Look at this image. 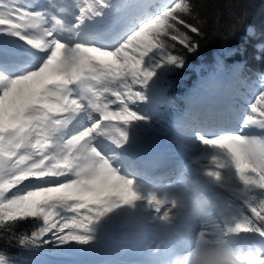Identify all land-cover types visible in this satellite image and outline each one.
I'll list each match as a JSON object with an SVG mask.
<instances>
[{
  "label": "snow or ice",
  "instance_id": "6c2138e0",
  "mask_svg": "<svg viewBox=\"0 0 264 264\" xmlns=\"http://www.w3.org/2000/svg\"><path fill=\"white\" fill-rule=\"evenodd\" d=\"M133 2L134 17L113 36V17L126 19L129 3L47 0L39 9L0 0V36L39 54L23 67L4 64L0 54V228L26 219L43 222L20 239L23 246L49 233L62 243L86 244L84 234L95 220L140 199L101 139L117 149L128 143V126L147 122L133 108L144 102L157 70L180 68L184 57L177 45L195 52L201 30L186 19H196L190 0ZM237 98V128L221 120V131L197 134L201 145L225 157L214 159L217 171L207 175L219 180V169H233L245 193L264 191V138L240 134L264 130V75L254 97ZM29 182L36 186L22 192ZM147 200L158 212L168 203L154 195ZM246 212L234 228L264 238V199L247 204ZM167 217L165 211L161 219ZM252 249L254 264H264V251Z\"/></svg>",
  "mask_w": 264,
  "mask_h": 264
},
{
  "label": "rangeland",
  "instance_id": "374dc122",
  "mask_svg": "<svg viewBox=\"0 0 264 264\" xmlns=\"http://www.w3.org/2000/svg\"><path fill=\"white\" fill-rule=\"evenodd\" d=\"M4 3H11L12 0H2ZM150 2L154 4H160L165 3L167 0H150ZM21 3L24 5H30L32 3H36L37 5L35 8L44 9L47 5V0H21ZM123 3H129L128 7L125 9L124 15L126 17V21H129L132 19L135 15L136 8L138 7L133 0H125ZM122 3V4H123ZM120 15L118 14L116 17H113V24L111 25V35L112 30L117 29V27L120 26V24L124 20H120ZM66 19H71L70 17H66ZM247 32H251L252 28H247ZM9 39V42L14 40V37L6 36ZM29 49L23 48V51L26 52ZM22 64H24L25 59L31 58L30 56H24ZM36 61V59H35ZM240 65L239 61H235L233 63L234 67H237ZM164 70V67L161 68L158 76L161 77V74ZM260 85V76H258L256 79H254L252 82L249 83L248 90L251 92V96L254 97L256 93H258ZM166 86L165 82L159 83L157 80H152L150 84L147 87V90L145 92V100L143 103H139L136 105L133 110L136 111L138 114L144 116L146 118V123H141L143 125V130L145 133H143V136L146 137V139H139L136 135V128H133L132 125H129L127 128L128 133V143L125 144L123 147L119 149H115L112 152L118 159L122 160L124 158L123 156L126 155L124 151L122 150H128L131 146L136 145L139 148L142 149V151L145 153H148L149 155H155L161 150H168L166 154V158L171 159L173 155H176V159H180V166L177 170L176 176L173 180V182L170 183H164L163 188L158 190L159 192L162 191L163 193H160V195L157 197V200H165L167 198L166 194L168 193L169 197L173 194H183L180 190L178 185H181L182 188L189 190L192 193V196L200 198L201 196L206 198L201 192L204 191L207 195H209L208 200L210 201V204L207 209H205L204 213L209 215V219L206 220V224H210L209 228L206 227L204 229V222L199 217L198 219H195L194 221L196 224H200V228L193 237H191L190 243H188V250L190 251L198 234L201 233H208L211 235H214L213 231L214 229H218L217 233L224 232L228 227H234L235 223L237 222L236 219H241L242 216L246 215L243 212V208L241 203H239L242 199L246 198L249 194L252 192H255L257 190L248 191L245 193V186L239 182L238 178H236L234 170L229 168H223L219 169L220 173V179H214L213 177H210L207 175L208 172H214L217 171L216 166L212 163L213 160L207 159L206 164L202 163L201 160L204 159L203 156L207 157L209 154L205 151V146L201 145L199 140L197 139V134H204L206 137L209 134H215V133H204L199 132L194 129H183L181 125V120H183L186 116L183 113L177 114V115H170L165 112H163V109H158V107L155 104V101L153 100V97L158 95V93ZM222 101L226 100V97H221ZM230 106L225 105V109L222 110V113L220 115V112H216L218 116H222V120H226L229 124L231 121L233 122V128L238 127L237 123V116L239 115L240 109H235L233 107V102ZM181 110V109H180ZM189 108L182 110V112H190ZM196 110V109H194ZM192 111V110H191ZM212 109H204L198 112H207L209 116H205L204 118H209L212 123H215L216 115L210 114ZM214 118V119H213ZM193 133H196L195 136ZM253 128L246 129L243 132H241V135L245 136H251L253 134ZM103 141V139H101ZM104 142V141H103ZM104 145L108 148L109 145L104 143ZM153 145H158V151L154 153L152 151ZM212 149V152H218L221 156V159H224L220 154V150L210 148L208 147V151ZM109 150V149H108ZM143 152H138L135 154L134 158L136 160H140L143 156ZM202 157V158H201ZM119 161V160H118ZM117 165L124 166L122 162H118ZM114 165V166H117ZM206 165V166H204ZM204 166V167H203ZM122 167H120L119 171L121 173ZM203 168V169H202ZM126 178H130L133 180V183L137 181L136 179H133L130 176L124 175ZM235 176V177H234ZM172 181V180H171ZM178 183V185H177ZM141 184V185H140ZM142 184H145V182L135 183L133 191L139 192L140 188H142ZM141 187H140V186ZM231 185V186H230ZM36 185L34 183H26L25 188L22 189V192L25 190H30ZM136 186V187H135ZM139 188V189H138ZM149 191L143 192L141 191L138 194L140 199L133 201L131 204H125L121 205L117 208H114L111 212L107 213L106 215L100 217L99 219L95 220L93 223L101 222L103 223L104 227L107 226H113L114 232L109 235L105 234H96L92 231L91 225L89 226V231L85 233L84 235L88 239V243L86 244H80L75 241H70L68 243H62L59 239L56 238L53 234L49 233L48 235L41 237V241L39 242L40 245H43V248L40 250H37L35 253H37V261L33 264L43 263L48 264L49 259H57V260H73L78 261L81 258V255H86L88 257L89 263H76V264H92L95 262L99 257L102 255L107 256L110 258V262H104L100 264H114L112 263L113 259L111 257H114L116 254L110 253L111 246H117V247H124L125 245H131L135 243L134 239L140 236H143L142 230L145 228H148L146 225L147 221V214H146V208L148 210H153L155 206L150 205L148 203V196L149 195H155L154 192L156 189H153L154 186L149 187ZM260 191V190H259ZM184 193V195H191ZM224 196L223 199H221L222 195ZM157 196V195H156ZM170 201V200H169ZM169 206V215L174 213L175 216H177L179 219L183 216L176 213L175 210L172 208V204ZM238 209L239 213L235 212V210ZM215 216V217H213ZM234 219H231L233 218ZM214 218V221H212ZM212 219V220H211ZM42 221V220H41ZM216 221V222H215ZM177 227H183L184 223H180L176 220ZM92 223V224H93ZM158 223V221H157ZM180 224V225H178ZM43 225V222H42ZM157 225V224H156ZM159 227L160 231H164L166 228H162L161 225H157ZM149 232V231H147ZM165 233V232H164ZM125 236V238H123ZM229 236L228 241L230 244H232L233 239H231ZM237 236H235L236 238ZM119 240V241H116ZM146 241V239L144 240ZM107 242L108 248L104 246V244ZM142 243H139L138 246H141ZM250 245H254V248H258L261 251H264V238H257L254 240ZM249 246V245H248ZM247 247V246H246ZM245 247V248H246ZM244 249V248H243ZM60 250L64 252L61 255L57 253V251ZM121 251H119V254ZM46 263H45V262Z\"/></svg>",
  "mask_w": 264,
  "mask_h": 264
},
{
  "label": "trees",
  "instance_id": "16d2710c",
  "mask_svg": "<svg viewBox=\"0 0 264 264\" xmlns=\"http://www.w3.org/2000/svg\"><path fill=\"white\" fill-rule=\"evenodd\" d=\"M125 0H120L123 3ZM201 35L195 37L197 50L188 53L177 45V54L184 57L180 68L164 67L161 77L157 70L154 80L166 86L153 97L158 109L174 115L190 105H221L226 97L235 109H240L238 94L252 97L249 83L264 75V0H190ZM252 28L247 32V28ZM235 61L240 65L233 66ZM233 73H236L234 75ZM142 123V122H141ZM133 123L137 135L144 139L143 125ZM251 136L264 138V130L253 128ZM205 151L209 156L201 160L221 158L218 152ZM202 158V157H201ZM206 166V165H204ZM203 166V167H204ZM264 199V191H255L242 199L243 212L247 204L255 205ZM235 212L239 213L236 209ZM240 220L237 219V222ZM0 228V256L4 264H31L37 260L41 238L34 245L23 246L22 237L30 238L43 225L40 219H26ZM57 253L64 252L58 250Z\"/></svg>",
  "mask_w": 264,
  "mask_h": 264
},
{
  "label": "bare ground",
  "instance_id": "6f19581e",
  "mask_svg": "<svg viewBox=\"0 0 264 264\" xmlns=\"http://www.w3.org/2000/svg\"><path fill=\"white\" fill-rule=\"evenodd\" d=\"M127 24H128V21L124 20L120 24V26L117 27V29L112 30V35L113 36L118 35L120 32L123 31V29L127 26ZM0 42H1L0 49L7 50V51H4L2 56L5 59H8V61H10L11 59L12 61L10 63L14 62L16 64L19 62V58L23 57V53H20L23 51V48L29 49L26 51V53L27 54L30 53V56H32L33 58L39 55L34 50L30 49L28 46L23 44V42L15 38L13 41L9 42V39L6 36H0ZM105 42H107V40ZM6 46H9V47H6ZM27 60H31V59H27ZM5 64H8V62H5ZM211 113L216 115L215 123H210L211 120H209V118H206V119L204 118L205 116H209L207 112L200 113L195 110H192L190 112L186 111L185 112L186 117L183 120H181L182 128H190V129H194L199 132H204L207 134L221 131L222 129L218 127V124L222 120V117L218 116L216 112L213 110L210 112V114ZM77 119L80 120L81 118L78 117ZM227 125L233 128L232 121L231 123ZM103 141L101 140L102 144L106 143L107 145H109L108 147L109 151H114L116 149L115 147L111 146L107 141L105 140ZM169 150H172V149L161 150L154 156L149 155L148 153H145V150L143 152L142 149L140 148L138 151V146L136 145L131 146L128 150H122L125 152L126 158L124 160L118 159L119 160L118 162H122L124 165L122 167L121 173L123 175L130 176L133 179H136L137 181H135V183L145 182V184H142L143 187L140 188L139 192L137 191L135 192L142 195V193H140L141 191L143 192L149 191L150 189L149 187L154 186L153 189H156V191L154 192L155 194L154 196L157 199L160 193H163L162 191H164V190L160 192L158 191L161 188H163L162 184L173 182L176 176L177 170L180 166V159L179 160L176 159L175 154L173 155L171 159L169 158L167 159L165 153ZM140 151L143 152L142 153L143 156L141 157L140 160H136L134 156ZM178 187H179V190L183 194L186 192L185 189L181 187V185H178ZM133 188H134V185H133ZM186 193L192 195V193L189 190H187ZM166 196L167 198L165 200L168 201V203H165L163 205L161 211L158 212L156 208H154L153 210H148L147 208L145 209L146 214L148 215L146 218L147 219L146 225L148 226V228H145L142 230L143 236H140L134 239L135 243L131 245L130 244L125 245L124 247H120V246L110 247L107 244V242L104 244L106 248H108V246L111 248V251H109L110 253L116 254L114 257H111V259H113L112 263L114 264H135V262H139L141 264H144L145 262L142 261V258H141L142 255H144L142 250H143V247H148L149 243L154 242L153 244L154 246H156L158 245V242H161L162 246L166 247V249L169 251L170 256L172 255L173 251L176 248H181L184 245L190 243L191 237H193L196 231H198V229L200 228V224H196L194 220H186L184 217L179 219L177 216H175L174 213L169 215L170 210L168 209L169 208L168 205L171 204V200L169 199L168 193L166 194ZM165 211L168 212V217L170 219V223L168 224H165L163 220L161 219ZM200 218L204 222V225H203L204 229H206V227L209 228L210 224H206V220L210 218L209 215L203 212L200 215ZM212 219L211 220L214 221V218ZM176 220L180 223H184V226L177 227ZM156 224L161 225L162 228H166V229H164V231H160L159 227ZM148 230H150V232H147ZM211 231H213L215 235L217 234L218 229H214ZM204 234L205 236L209 235L208 233H204ZM123 238H125V236H123ZM152 238H153V242H151ZM145 239L146 241H144ZM116 241H119V240L116 239ZM139 243H142V245L138 246ZM231 245L233 247L244 248V250H249V249L254 248V245H250L247 243L241 244L237 241H233ZM119 251H121L120 254H119ZM188 251L189 250H182L179 253H186ZM107 261L110 262V258H108L105 255H102L101 257H99V259H97L92 264H100V263H104ZM47 262L48 264H76L78 261H73L69 259H65V260L49 259ZM78 263H82V260L79 259ZM83 263H89V262L87 261ZM38 264H43V263H38Z\"/></svg>",
  "mask_w": 264,
  "mask_h": 264
},
{
  "label": "clouds",
  "instance_id": "9594fccd",
  "mask_svg": "<svg viewBox=\"0 0 264 264\" xmlns=\"http://www.w3.org/2000/svg\"><path fill=\"white\" fill-rule=\"evenodd\" d=\"M169 199L174 201L172 208L175 212L186 220L198 219L210 204L207 198L184 194H173ZM162 220L165 224L170 223L169 217ZM240 234H243V230H236L234 227H228L215 235L198 234L190 251L172 254L163 264H254L253 249L233 247L228 241L229 236Z\"/></svg>",
  "mask_w": 264,
  "mask_h": 264
},
{
  "label": "water",
  "instance_id": "95a60500",
  "mask_svg": "<svg viewBox=\"0 0 264 264\" xmlns=\"http://www.w3.org/2000/svg\"><path fill=\"white\" fill-rule=\"evenodd\" d=\"M156 147H154V151H156ZM91 229L95 232V233H103V234H111L114 232V228L113 226H108L107 229H103L102 228V224L101 223H97V224H92L91 225ZM251 237L250 242H252L253 240L257 239L258 236L252 235V234H247Z\"/></svg>",
  "mask_w": 264,
  "mask_h": 264
}]
</instances>
